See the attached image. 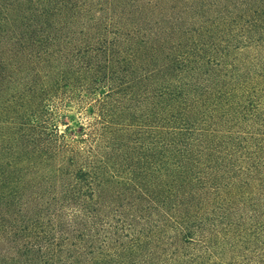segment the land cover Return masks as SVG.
Here are the masks:
<instances>
[{
    "label": "trees",
    "instance_id": "16d2710c",
    "mask_svg": "<svg viewBox=\"0 0 264 264\" xmlns=\"http://www.w3.org/2000/svg\"><path fill=\"white\" fill-rule=\"evenodd\" d=\"M0 264H264V0H0Z\"/></svg>",
    "mask_w": 264,
    "mask_h": 264
},
{
    "label": "rangeland",
    "instance_id": "374dc122",
    "mask_svg": "<svg viewBox=\"0 0 264 264\" xmlns=\"http://www.w3.org/2000/svg\"><path fill=\"white\" fill-rule=\"evenodd\" d=\"M70 119H71V122H73L74 120H76V117L75 116L74 117L71 116ZM59 128H60L61 131L64 129V127L62 125Z\"/></svg>",
    "mask_w": 264,
    "mask_h": 264
}]
</instances>
